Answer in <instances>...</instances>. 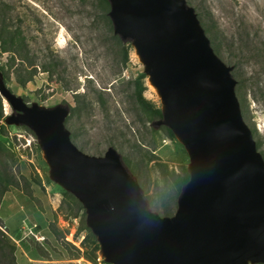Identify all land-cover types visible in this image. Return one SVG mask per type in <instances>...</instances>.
Listing matches in <instances>:
<instances>
[{"label":"rangeland","instance_id":"1","mask_svg":"<svg viewBox=\"0 0 264 264\" xmlns=\"http://www.w3.org/2000/svg\"><path fill=\"white\" fill-rule=\"evenodd\" d=\"M184 1L230 68L264 159V0ZM109 11V0H0V23L20 34L14 52L0 44V82L29 106L66 108L75 146L91 156L114 149L148 208L170 217L190 156L154 118L163 101L132 37L114 32ZM16 74L27 81L20 85ZM14 114L0 93V264H110L83 203L51 176L39 137L13 122Z\"/></svg>","mask_w":264,"mask_h":264},{"label":"water","instance_id":"2","mask_svg":"<svg viewBox=\"0 0 264 264\" xmlns=\"http://www.w3.org/2000/svg\"><path fill=\"white\" fill-rule=\"evenodd\" d=\"M114 32L130 36L162 99V118L181 137L189 181L176 212L148 208L119 155L79 150L67 109L29 106L0 82L13 122L39 137L51 176L86 209L110 264L264 263V159L243 119L230 68L214 53L184 0H109Z\"/></svg>","mask_w":264,"mask_h":264},{"label":"trees","instance_id":"3","mask_svg":"<svg viewBox=\"0 0 264 264\" xmlns=\"http://www.w3.org/2000/svg\"><path fill=\"white\" fill-rule=\"evenodd\" d=\"M3 23H0V44H1V48L3 51H9V52H14L16 49H13L12 47L14 46V42H15V39L18 38L20 34H14V33H11L9 30H8V26L4 23V21H2ZM206 29L207 31L211 32V34L213 35L214 37V34L212 33V29L210 28V26L206 25ZM216 38V37H215ZM23 45V41L20 43V48L22 47ZM217 48H218V44H217ZM22 59V58H20ZM13 56L11 57L10 59V62L8 61L7 64H9V66L11 67L13 65ZM0 68L2 70H5L4 69V65H0ZM48 70V68H47ZM6 74V73H5ZM7 76V75H6ZM16 80L17 82L20 84V85H23L26 81H27V78L24 76L22 77L21 75H17L16 74ZM78 100L79 98L81 97L80 93L79 92H76L73 94ZM77 100V101H78ZM155 119H161L162 118V110H161V107L157 108L155 110ZM168 132H170V134L173 135L172 131L170 130L169 127H166ZM128 162V161H127ZM129 163V162H128ZM188 166H184L182 168V172L181 174L178 176V180H177V189H178V193L180 195L181 193V190L183 188V186L185 184H187V182L189 181V172H188Z\"/></svg>","mask_w":264,"mask_h":264},{"label":"bare ground","instance_id":"4","mask_svg":"<svg viewBox=\"0 0 264 264\" xmlns=\"http://www.w3.org/2000/svg\"><path fill=\"white\" fill-rule=\"evenodd\" d=\"M156 87V86H155ZM156 90H157V92H158V94H159V96H160V92H159V90H158V88L156 87ZM161 97V96H160ZM177 137H179L180 139H181V137L179 136V135H177Z\"/></svg>","mask_w":264,"mask_h":264},{"label":"built area","instance_id":"5","mask_svg":"<svg viewBox=\"0 0 264 264\" xmlns=\"http://www.w3.org/2000/svg\"><path fill=\"white\" fill-rule=\"evenodd\" d=\"M39 239V237H37Z\"/></svg>","mask_w":264,"mask_h":264}]
</instances>
